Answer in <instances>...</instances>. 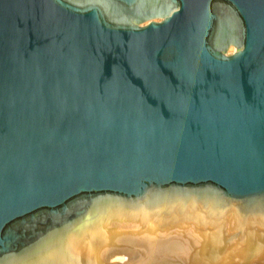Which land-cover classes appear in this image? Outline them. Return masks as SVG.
Returning <instances> with one entry per match:
<instances>
[{
	"label": "water",
	"instance_id": "1",
	"mask_svg": "<svg viewBox=\"0 0 264 264\" xmlns=\"http://www.w3.org/2000/svg\"><path fill=\"white\" fill-rule=\"evenodd\" d=\"M0 264H264V0H0Z\"/></svg>",
	"mask_w": 264,
	"mask_h": 264
}]
</instances>
